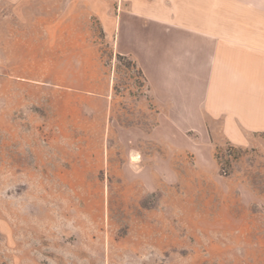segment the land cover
<instances>
[{
    "label": "rangeland",
    "instance_id": "rangeland-1",
    "mask_svg": "<svg viewBox=\"0 0 264 264\" xmlns=\"http://www.w3.org/2000/svg\"><path fill=\"white\" fill-rule=\"evenodd\" d=\"M23 1L76 31L56 52L3 36L0 0V264H264V149L160 134L141 71L95 15Z\"/></svg>",
    "mask_w": 264,
    "mask_h": 264
},
{
    "label": "crops",
    "instance_id": "crops-1",
    "mask_svg": "<svg viewBox=\"0 0 264 264\" xmlns=\"http://www.w3.org/2000/svg\"><path fill=\"white\" fill-rule=\"evenodd\" d=\"M95 15L115 53L146 82L160 134L192 130L216 146L264 149V0H75ZM34 3L8 0L2 35L68 37L71 15L24 17ZM6 24V27H5ZM77 36L88 31L77 29ZM82 45L83 42H79ZM162 138V137H161Z\"/></svg>",
    "mask_w": 264,
    "mask_h": 264
}]
</instances>
